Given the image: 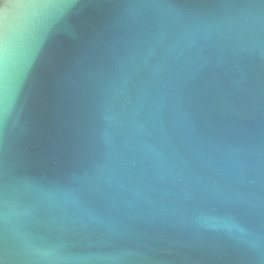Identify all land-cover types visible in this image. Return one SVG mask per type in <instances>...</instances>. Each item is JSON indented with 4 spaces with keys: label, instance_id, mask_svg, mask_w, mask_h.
I'll return each mask as SVG.
<instances>
[{
    "label": "water",
    "instance_id": "water-1",
    "mask_svg": "<svg viewBox=\"0 0 264 264\" xmlns=\"http://www.w3.org/2000/svg\"><path fill=\"white\" fill-rule=\"evenodd\" d=\"M0 264H264V0H0Z\"/></svg>",
    "mask_w": 264,
    "mask_h": 264
}]
</instances>
